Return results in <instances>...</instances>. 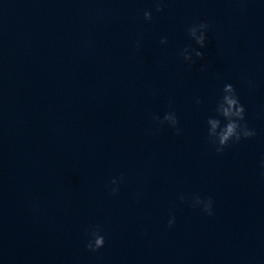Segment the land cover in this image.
<instances>
[{
	"label": "water",
	"instance_id": "water-1",
	"mask_svg": "<svg viewBox=\"0 0 264 264\" xmlns=\"http://www.w3.org/2000/svg\"><path fill=\"white\" fill-rule=\"evenodd\" d=\"M162 7L0 0V264H264V0ZM201 21L189 66L177 53ZM226 83L256 134L217 153L206 121ZM170 110L180 135L153 120Z\"/></svg>",
	"mask_w": 264,
	"mask_h": 264
},
{
	"label": "clouds",
	"instance_id": "clouds-1",
	"mask_svg": "<svg viewBox=\"0 0 264 264\" xmlns=\"http://www.w3.org/2000/svg\"><path fill=\"white\" fill-rule=\"evenodd\" d=\"M163 0H154V11L159 13L163 11ZM145 21L153 19L152 11L145 10L143 13ZM210 25L207 22L201 21L193 23L186 29L188 38L195 42L197 47L191 44L179 50L177 55L189 66L194 64L196 60L203 61L205 53L202 51L206 47L208 39V31ZM161 44L167 43V38L164 37L160 41ZM136 47L139 49L140 41H136ZM222 94L218 99L215 107L216 116L208 117L207 123V137L209 143L215 148L217 153H223L231 143H237L242 139H249L255 136V131L249 129L245 121V107L241 103L235 87L231 83H226L222 90ZM197 104L202 103L200 99L196 100ZM153 120L159 127L167 125L175 131L176 135H180L182 129L179 127V119L174 110L166 112L163 117L154 116ZM124 177L121 174L119 181L113 178L108 184V191L110 195H116L119 192L120 184L123 183ZM181 203L187 199L184 195L178 197ZM192 206L199 207L200 210L211 216L213 215V200L211 197L195 196L192 198ZM175 224V216L170 215L168 220V227L171 228ZM105 245V236L103 235V227L96 225L88 232V239L85 247L90 252H97Z\"/></svg>",
	"mask_w": 264,
	"mask_h": 264
}]
</instances>
